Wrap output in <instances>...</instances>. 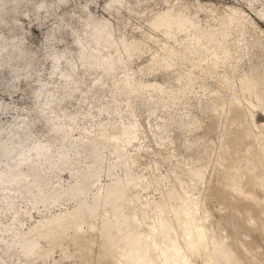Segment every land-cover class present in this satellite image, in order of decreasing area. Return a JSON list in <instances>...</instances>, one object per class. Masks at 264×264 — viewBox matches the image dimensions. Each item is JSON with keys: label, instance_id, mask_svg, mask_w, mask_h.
Masks as SVG:
<instances>
[{"label": "rangeland", "instance_id": "rangeland-1", "mask_svg": "<svg viewBox=\"0 0 264 264\" xmlns=\"http://www.w3.org/2000/svg\"><path fill=\"white\" fill-rule=\"evenodd\" d=\"M64 1L0 0V34L24 38L19 50L4 52L0 59V142L11 136L12 130L17 131L15 124L26 119L28 112L36 106L33 96L40 81L49 82L51 87L61 84V79L51 76V48L67 49L68 55L79 63V47L74 33H82L84 24L90 20L109 21L117 36L131 45L130 67L134 71V86L151 90L150 94H153L154 103L150 105L148 101H136L140 108L144 142L148 145L146 155L142 154L136 166V173L147 177L148 174H153L152 178L145 179L146 182L158 180L151 189L141 192L143 200H158L163 191L168 192L166 189L169 185L166 184L169 182L166 176L177 163V157L172 156L167 160L164 146L155 142L157 137L152 132L157 130V134H168L167 140L174 142L172 146L180 148L182 143L188 142L194 135L199 146H209L213 140L218 142L223 130L221 126L218 131L207 134V127L213 119L210 107L218 100L213 95V90L222 84H228L231 79H236L237 85L247 95L256 88L261 90V80L264 77V0H124L123 3L114 4L110 12L105 6L111 0ZM41 2H45L43 8L38 7ZM90 3L92 10L88 9ZM232 8L248 15L249 34L238 66L235 65L232 41L222 40L219 44L224 30L223 22L230 18ZM238 31L239 29L236 33ZM51 34L54 40L50 39ZM161 43L166 44L167 48L176 49L188 65L195 64L198 68L186 78L173 77L167 68L169 64L176 63L175 57L162 49ZM210 51H214V56ZM64 61L60 64L63 69L67 67V62ZM77 69L76 77L80 80V88L74 96L63 101L66 115L58 122H64L63 124L72 128V140L83 142L89 140L86 135L99 136L102 126L117 125L121 119H126L127 114L123 111L121 117H117L113 113V105L108 102L111 79L107 77L104 78L106 83L102 87H92L91 100L83 103L82 91L99 71L90 70L91 72H86L90 74H86L81 68ZM120 71L117 76L121 79L123 73ZM156 84L160 91L156 92L155 89L159 88ZM118 98L120 106L124 108L126 101L123 96ZM32 114L36 118L34 130H44V133L36 136L34 142H28L25 147L36 141L45 142L46 134L48 135L44 119L36 111ZM232 115L229 114L225 127L224 139L227 141L236 137L241 126L239 120L233 119ZM56 147L73 153L75 163L63 168L49 166L52 179L49 185L42 187L44 194H48L53 186L67 187L73 184L79 170L93 159L91 150L84 143L79 148H62L60 141H57ZM132 149L134 146L129 147L130 151ZM100 152L107 163L116 161L110 147L102 148ZM20 157L14 153L10 159L16 162ZM232 170L237 173L244 187L250 190V194L244 196L231 184L223 182V175L211 182L207 179L200 194L196 195L200 196L203 206L198 214L209 217L216 232L224 237L247 264H264V188L243 160L232 167ZM115 173L121 174L122 170H116ZM207 176H211V170ZM110 182V176L103 175L101 183ZM132 192H135L133 188L131 194ZM43 193L40 195L33 191L27 194L8 181H0V264L25 262V257H20L16 247L10 250L7 246L17 242L18 238L12 239L14 231H28L44 216L68 211L75 205V202L69 200L62 205L46 208L42 203ZM141 207L138 203L139 210ZM95 222L98 225L101 218H95ZM87 229L88 227L85 228ZM49 247V240L44 239L39 252ZM92 247L95 249L96 245L92 244ZM69 253L72 256L65 260L66 264H80L94 254L86 247L82 251L73 245L69 246ZM61 254L56 249L48 261L52 260L53 263V259H59ZM38 264L43 263L38 261Z\"/></svg>", "mask_w": 264, "mask_h": 264}, {"label": "bare ground", "instance_id": "bare-ground-1", "mask_svg": "<svg viewBox=\"0 0 264 264\" xmlns=\"http://www.w3.org/2000/svg\"><path fill=\"white\" fill-rule=\"evenodd\" d=\"M117 2L123 3L124 0H111L105 9L110 12ZM44 3L41 2L38 7L43 8ZM91 5H88L89 10H92ZM262 12L264 14V7ZM93 20L84 24L82 33H74L79 47V63L68 55L67 49L51 48V76L61 79V84L51 87L49 82L40 81L33 96L36 106L28 112L26 119L15 124L18 130H12V135L0 142V181H8L27 194L36 191L41 195L42 187L51 183L49 166L63 168L75 163L73 153L57 148V141H60L62 148H79L84 143L91 150L93 159L79 170L73 184L67 187L53 186L48 194L42 195V203L46 208L62 205L69 200L75 202L73 208L44 216L28 231H14L12 239L18 238L17 242L14 245L7 243L8 248L16 247L20 257H25L22 264H38V261L43 264H66L65 260L72 256L69 253L70 245L76 246L78 250L83 251L86 247L94 252L89 260L80 264H247L216 232L209 217L198 214L203 206L200 196L196 195L200 194L207 179L211 182L223 175V182L248 196L250 190L244 187L237 173L232 170L241 160L253 171L254 177L259 178L264 188V77L261 90L256 88L249 95L237 85L236 79L213 90L218 100L210 107L213 119L207 127V134L218 131L222 126L218 142L213 140L209 146H199L194 135L180 148L172 146L174 142L167 140L168 134H157V130L152 132L157 137L155 142L164 146L167 160L176 156L177 163L166 176L170 183L166 184L169 185L166 189L168 192L163 191L158 200H143L141 192L149 190L158 180L146 182V178H152L153 174L147 177L136 173L142 154L146 155L145 151L148 150L136 101H148L150 105L154 103L153 94H150L151 90L134 86V71L130 67L131 45L117 36L109 21ZM247 24L248 15L236 8H232L230 18L223 22L224 30L219 44L222 40L232 41L236 66L242 59L249 34ZM51 35L50 39L54 40ZM23 39L21 36L0 34V59L4 52L19 50ZM160 47L175 57L176 63L169 64L167 68L173 77L186 78L198 68L195 64L188 65L176 49L167 48L162 43ZM210 52L214 54V51ZM62 60L67 62L65 69L60 65ZM77 68L85 73L99 71L88 87L81 90L83 103L91 100L92 87L105 84L104 78L107 77L111 79L108 102L113 105V113L117 117H121L123 111L127 114L126 119H121L117 125L102 126L99 136L86 135L89 140L83 142L72 140V128L64 122H58L66 115L63 101L74 96L80 88V80L76 77ZM119 70L123 73L121 79L117 76ZM155 90L160 91V87ZM120 96L126 101L124 108L119 104ZM35 111L44 119L48 135L45 133L46 138H42L45 142L36 141L25 147L28 142H34L36 136L44 133V130H34L36 118L32 113ZM230 113L233 119L239 120L241 126L236 137L227 141L224 135ZM130 146H134L131 151ZM105 147H110L116 161L107 163L100 152ZM14 153L21 156L16 162L10 159ZM116 170H122V173H115ZM210 170L209 177L207 174ZM103 175H109L111 182L101 183ZM132 188L135 192L131 194ZM91 190L94 191L90 193ZM138 203L142 206L140 210ZM150 212L152 215H149ZM97 217L101 218L98 225L95 222ZM44 239L49 240L50 247L39 252ZM92 244L96 245L95 249ZM56 249L61 251V257L53 259V263L52 260L49 262Z\"/></svg>", "mask_w": 264, "mask_h": 264}]
</instances>
